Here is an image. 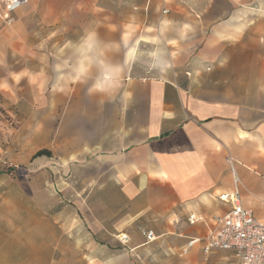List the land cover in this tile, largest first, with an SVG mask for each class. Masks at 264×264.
Here are the masks:
<instances>
[{"label":"crops","instance_id":"obj_1","mask_svg":"<svg viewBox=\"0 0 264 264\" xmlns=\"http://www.w3.org/2000/svg\"><path fill=\"white\" fill-rule=\"evenodd\" d=\"M86 29L123 67L110 95L63 67ZM49 144L82 186L72 205H0V264H238L183 249L222 194L264 222V0H27L0 21V160Z\"/></svg>","mask_w":264,"mask_h":264},{"label":"rangeland","instance_id":"obj_2","mask_svg":"<svg viewBox=\"0 0 264 264\" xmlns=\"http://www.w3.org/2000/svg\"><path fill=\"white\" fill-rule=\"evenodd\" d=\"M2 113L9 123L15 124L4 110ZM50 135V139H56V132ZM5 138L3 144H15L21 139L20 135L14 133L5 134ZM33 139L37 144L40 136ZM48 150L50 156L36 157L35 154H28L27 150L16 149L10 160H0V205L31 203L40 210H46L56 205L73 204L77 197L74 190L82 186L73 179L74 160L65 159L63 149L58 151L57 144H49Z\"/></svg>","mask_w":264,"mask_h":264},{"label":"built area","instance_id":"obj_3","mask_svg":"<svg viewBox=\"0 0 264 264\" xmlns=\"http://www.w3.org/2000/svg\"><path fill=\"white\" fill-rule=\"evenodd\" d=\"M26 3L27 0H0V21L6 25L13 24L15 12ZM219 198L228 202L230 209L214 217L213 225L206 235L190 239L183 252L198 242L205 255L214 249L231 250L238 264H264V222L257 219L250 209L243 208L237 191L222 194ZM198 219L194 215L188 217L190 223ZM116 237L121 244H126L129 239L124 233ZM154 238L152 231L146 233V240L152 241Z\"/></svg>","mask_w":264,"mask_h":264},{"label":"clouds","instance_id":"obj_4","mask_svg":"<svg viewBox=\"0 0 264 264\" xmlns=\"http://www.w3.org/2000/svg\"><path fill=\"white\" fill-rule=\"evenodd\" d=\"M68 47L70 54L63 67L72 79L84 83L91 80L90 91L109 95L120 88L123 67L108 58L110 45L95 30L86 29L79 40L70 42ZM163 66L157 65L161 70Z\"/></svg>","mask_w":264,"mask_h":264},{"label":"trees","instance_id":"obj_5","mask_svg":"<svg viewBox=\"0 0 264 264\" xmlns=\"http://www.w3.org/2000/svg\"><path fill=\"white\" fill-rule=\"evenodd\" d=\"M41 155H48L50 156V152L48 150H45V149H42V150H39L35 153V156H41Z\"/></svg>","mask_w":264,"mask_h":264}]
</instances>
